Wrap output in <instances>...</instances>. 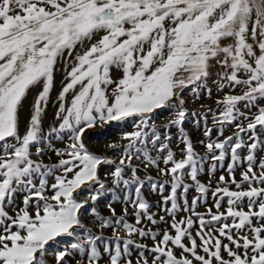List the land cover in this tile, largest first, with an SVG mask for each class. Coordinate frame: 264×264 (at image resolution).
<instances>
[{
    "label": "snow or ice",
    "instance_id": "1",
    "mask_svg": "<svg viewBox=\"0 0 264 264\" xmlns=\"http://www.w3.org/2000/svg\"><path fill=\"white\" fill-rule=\"evenodd\" d=\"M212 61L224 69L218 73V90L240 89V94L217 99L219 115L212 113V123L219 125V136H224L225 125L236 131L214 140L213 129L205 127L200 143L207 154L201 156L183 128L190 113L182 93L190 89L198 100L204 90L211 97L207 83ZM114 69L120 72L117 78ZM57 71L65 73L66 81L56 98L59 123L45 132L42 122ZM33 89L37 95L22 134L21 112ZM262 105L264 0H0V264H49L48 257L54 264H100L97 241L103 236L93 233L81 210L107 191L98 176L105 164L115 165L114 186H135V198L125 197L118 219H113L111 204L109 218L91 207L97 227L113 229L115 244L103 249L108 264H264V157L258 158L264 152ZM173 106L174 118L163 126L162 138L150 125L152 114ZM133 116L140 123L123 137L128 143L108 145L119 151L118 163L86 147L83 138L89 129ZM202 118L207 124V115ZM172 126L183 144L180 159L170 148ZM149 127L151 139L144 131ZM53 139L66 140L65 148L56 149ZM48 151L59 158L57 163H44ZM226 158L228 178L220 175L212 188ZM134 159L170 178V191L163 197L170 221L165 216L157 220L150 211ZM206 160L212 161L208 184L199 179ZM129 172L131 178L125 179ZM151 187L165 190L164 184ZM190 189L199 194L191 204ZM210 189L216 211L198 213L196 207L206 203ZM225 197L227 207L221 211ZM127 205L136 225L143 219L164 223L175 234L128 223ZM181 211L190 215L177 220ZM61 237L71 240L62 245ZM134 237L153 244L137 243Z\"/></svg>",
    "mask_w": 264,
    "mask_h": 264
},
{
    "label": "rangeland",
    "instance_id": "2",
    "mask_svg": "<svg viewBox=\"0 0 264 264\" xmlns=\"http://www.w3.org/2000/svg\"><path fill=\"white\" fill-rule=\"evenodd\" d=\"M99 39V36L94 37L93 42L95 40ZM230 41H225V43H229ZM85 48L88 47L87 44L84 46ZM77 51L82 52L83 49L78 48ZM214 62V61H212ZM213 64V63H212ZM58 67H62V65H58ZM71 65H69L70 70ZM223 72V71H222ZM221 72V73H222ZM65 73L63 71H57L55 73V79H54V88L50 94V102L47 108V111L43 117L42 126L45 132L49 130L51 126H54L58 124L59 122L55 119V113L57 110L58 105L56 104V98L58 96V93L60 92L63 83H66L64 80ZM113 78H117L120 76V72L117 70H113L112 72ZM220 78L219 75L215 76V69L214 66L210 68V76L208 78L207 87L212 90V95L209 97L207 93L204 90H201L200 98L198 100L193 98V95L190 91V89H185L182 93L184 99H185V107L187 108L190 115L186 118L183 128L186 133V135L191 139L195 150L201 155L204 156L207 154L206 148L200 143V141L205 140L204 131L205 127L212 128V139H220L223 140L224 137L233 135V133L236 131V128L234 125H225V131L224 136H219L216 129L219 127V125H214L212 123L213 115L212 113H216L219 115V106L216 104L217 99H220L223 97L224 94H240V89L233 90L232 88L225 87L223 92H220L217 88V85L220 84ZM37 95V90L33 89L29 92L27 98L24 101V107L21 112V128L20 131L23 134L24 128L27 124V119L30 115L31 106L34 102V99ZM71 97V94H69V99ZM188 100V101H187ZM190 101L194 102L193 105H189ZM203 106V107H201ZM264 106V105H262ZM211 108L212 112H207V109ZM243 111H247V109H242ZM255 108L252 109L251 114H255ZM196 112L198 115L192 116L191 113ZM175 113V106L173 107H165L163 109H159L156 112L152 114V118L150 120V125H154L157 132H159L163 138V133L165 132L164 125L168 123V121L172 118H174ZM204 115H207V124H205L204 119L202 118ZM140 123L139 117H128L120 121H112L107 124H103L102 126H97L92 129H89L85 135H84V143L86 147L92 151L95 154L98 155H106L107 158L116 160L117 163L120 158L119 151L114 149L110 151L105 147H95L97 143L102 142L106 143L107 140L112 138L114 141L113 144H119L122 147L128 143V141H125L123 137L126 134H129L131 132H134L137 130V125ZM144 131L148 132L149 139H151L152 133H151V127L144 129ZM168 134L171 135L172 140L170 142V148L173 150V152L176 154V158L180 159V149L183 148V144L180 143L179 140V131L175 126H172L168 130ZM120 136V139H117V137ZM67 141L66 140H52V145L56 149H64L66 146ZM111 143V144H112ZM179 145V146H178ZM149 149H151L152 145L149 143L147 145ZM34 151V149H33ZM154 156L157 155L155 152L152 153ZM246 150L241 152V155H245ZM264 157V152L258 153V158ZM58 157L51 151H48L46 155L43 157V161L45 164L52 165L58 162ZM133 165L138 167V175L141 181L144 182V187L142 189V195L147 200L149 204L152 205V208L150 211L152 213L156 214V219L159 220L160 216H165L166 220L170 221V217L167 216V214L164 211L165 205L163 204V197L167 196L170 191V178L167 176H161L158 174V171L155 167H147L145 168L144 165L139 160H133ZM212 161L206 160L204 162V173L199 176V179L201 182L208 184L209 176H208V168ZM229 163V159L226 158L224 161V167H218L217 171L215 173V176L212 178V185L211 187H215L216 180L219 178L220 175H225L226 179L228 178L226 167ZM163 167L164 165L161 163L160 165ZM115 165H101L98 168V176L99 178L106 184L107 191L104 192V194L100 197V199L96 202L95 205H92L91 202H89L88 206H86L85 209H82L81 212L83 214V220L88 225L89 228L92 229L94 234H102L103 240L97 241V248L101 251L102 259L100 261V264H108V255L107 253L103 252V249L108 246L112 245L114 246L115 241L113 238V229L112 228H105L103 230H100L97 227V221L93 215L90 214L91 207H95L97 212L100 213L101 216L105 218L111 217V213L109 211L108 205L111 204V206L116 211V217L113 219H118L123 214V208L126 206L124 204L125 197H128L130 199L135 198V191L134 185H130L129 187L125 188L123 185L120 186H114L111 182V172ZM240 171L241 169L238 168L235 175L236 179H240ZM127 172V170H126ZM148 177H151L152 179L149 180ZM130 172L126 174L125 179H130ZM187 180V177H186ZM50 178V183H51ZM188 183H191L190 180H187ZM152 183L157 184H164V192L161 193L160 191H153L152 190ZM234 190V186H232ZM199 194L195 192L194 189H190L189 193L187 194V199L189 204H191V201L194 197H197ZM81 199L84 197L81 196ZM227 198L225 197V201L222 202L221 211H224L227 207L226 204ZM16 203H21L20 199H17ZM183 201L181 200V204ZM214 205V197L212 196L211 189L209 193L206 196V203L202 200L198 203L196 207V211L198 213H206L208 209H212L213 212L216 211ZM170 206V205H169ZM129 215L125 217L128 223L133 224L135 227L140 228L143 227L145 229H151L153 231L163 232L165 230L169 231L171 234H175L174 230H172L168 224L164 223H158L157 225H152L149 221L146 219L142 220V223L140 225H136L135 223V216L132 215L133 209L131 205H127ZM247 210V209H245ZM190 215L189 212L181 211L177 213V220L188 217ZM208 217H206L207 219ZM192 219L196 221V217L192 216ZM231 222V219L229 218V221ZM199 225L198 223L194 224L193 228L191 229L193 236H195L196 231L198 230ZM121 235L123 236L124 233L121 232ZM62 245H66L70 242L71 238L68 237H61L58 238ZM134 239L137 240V243L147 244L149 247L152 246L153 241L151 239H140L138 237H134ZM223 239V238H222ZM197 243L199 244V238H197ZM224 243H228L227 240H224ZM177 256L180 255L179 249H176ZM77 259H81L82 257L79 256V254L76 257ZM132 260L135 261L137 259V250L135 248L132 249ZM150 258V257H149ZM49 264H54V260L51 257H48ZM85 264H87V261L85 260Z\"/></svg>",
    "mask_w": 264,
    "mask_h": 264
},
{
    "label": "bare ground",
    "instance_id": "3",
    "mask_svg": "<svg viewBox=\"0 0 264 264\" xmlns=\"http://www.w3.org/2000/svg\"><path fill=\"white\" fill-rule=\"evenodd\" d=\"M187 101H188V100H187ZM193 104H194V102H193V101H192V102L190 101L189 105L191 106V105H193ZM117 139H120V136L117 137L116 140H117ZM113 141H114V140H113L112 138H110L109 140H107L106 143H105V142H104V143H102V142L97 143L95 147L98 146V147H102V148H103V147L107 148L108 145H110ZM112 144H113V143H112ZM108 149H109L110 151L114 150V149H110L109 147H108Z\"/></svg>",
    "mask_w": 264,
    "mask_h": 264
},
{
    "label": "crops",
    "instance_id": "4",
    "mask_svg": "<svg viewBox=\"0 0 264 264\" xmlns=\"http://www.w3.org/2000/svg\"><path fill=\"white\" fill-rule=\"evenodd\" d=\"M212 63H213L212 65L214 66V69H215V76H218V73H221L222 71H224V69L220 68L219 65H217L215 63V61Z\"/></svg>",
    "mask_w": 264,
    "mask_h": 264
}]
</instances>
